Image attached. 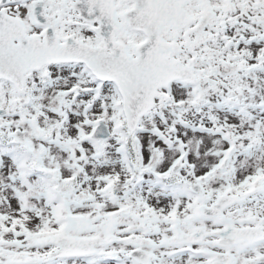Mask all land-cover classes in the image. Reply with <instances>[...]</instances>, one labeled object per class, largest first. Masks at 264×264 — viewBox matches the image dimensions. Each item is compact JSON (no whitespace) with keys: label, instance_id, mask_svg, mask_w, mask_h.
I'll return each instance as SVG.
<instances>
[{"label":"snow or ice","instance_id":"snow-or-ice-1","mask_svg":"<svg viewBox=\"0 0 264 264\" xmlns=\"http://www.w3.org/2000/svg\"><path fill=\"white\" fill-rule=\"evenodd\" d=\"M0 264H264V0H0Z\"/></svg>","mask_w":264,"mask_h":264}]
</instances>
